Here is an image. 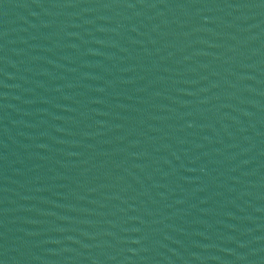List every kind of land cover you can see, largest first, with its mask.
<instances>
[{"label":"water","instance_id":"95a60500","mask_svg":"<svg viewBox=\"0 0 264 264\" xmlns=\"http://www.w3.org/2000/svg\"><path fill=\"white\" fill-rule=\"evenodd\" d=\"M0 264H264V0H0Z\"/></svg>","mask_w":264,"mask_h":264}]
</instances>
